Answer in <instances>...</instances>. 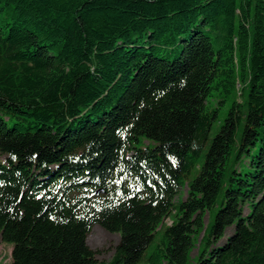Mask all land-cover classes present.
<instances>
[{"label": "trees", "instance_id": "obj_1", "mask_svg": "<svg viewBox=\"0 0 264 264\" xmlns=\"http://www.w3.org/2000/svg\"><path fill=\"white\" fill-rule=\"evenodd\" d=\"M0 16L11 264H98L95 226L120 235L108 264H264V0H0ZM234 94L210 139L209 100Z\"/></svg>", "mask_w": 264, "mask_h": 264}, {"label": "rangeland", "instance_id": "obj_2", "mask_svg": "<svg viewBox=\"0 0 264 264\" xmlns=\"http://www.w3.org/2000/svg\"><path fill=\"white\" fill-rule=\"evenodd\" d=\"M7 20L8 19L0 16V26H3ZM237 100H239V97L236 94L229 96L223 104H221L220 103L221 100H218L216 97L211 98L209 100L208 107L211 109L217 108L219 113V118L215 120L213 123V127L210 133V139H213V137L217 134L220 128V124L225 119L229 111V108L231 107L233 102ZM240 137H241V133L238 136V141ZM135 145L140 148H146L150 145L153 146V143L142 139L140 143L135 142ZM197 171H198V166L194 169L193 176L197 174ZM186 197H187V186L181 189L178 197L175 199V203H178L179 201H184ZM216 211L217 208H215L212 211V215H209L208 213L205 215L204 217L205 226L208 225L209 221L211 222L214 221ZM176 219L177 217L174 213L171 215L169 219L165 220L164 224L166 226L171 225L173 221H176ZM229 229H233V227ZM229 229L227 231V235H229L231 231ZM202 237H203V233L198 237V242L202 239ZM119 242H120L119 234L110 233L100 226H95L87 237L88 246L92 250L97 252L96 260L98 264H108L112 260L116 252V248L119 245ZM198 242H197V246L192 252V257L197 255L198 246H199ZM11 251H12V246L3 243L0 240V264H11Z\"/></svg>", "mask_w": 264, "mask_h": 264}]
</instances>
